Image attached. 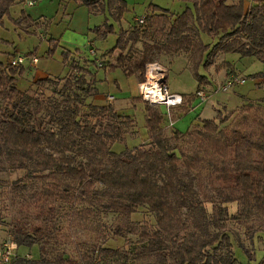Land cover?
Masks as SVG:
<instances>
[{
  "label": "trees",
  "instance_id": "obj_1",
  "mask_svg": "<svg viewBox=\"0 0 264 264\" xmlns=\"http://www.w3.org/2000/svg\"><path fill=\"white\" fill-rule=\"evenodd\" d=\"M26 1L0 0V25L12 6ZM77 1L90 13L108 9L118 19L127 8L125 0ZM182 1L192 3L193 8L173 14L153 4L144 24L121 30L114 47L105 53L120 52L108 68H121L127 76L136 75L143 81L147 65L155 62V51L170 54L189 49L198 53L194 68L205 58L204 53L207 66L227 52L264 62V0H251L250 7L246 0ZM23 22L33 28L41 26L24 11L15 20L17 26ZM111 26L96 27V32L105 37ZM202 33L218 36V41L206 44ZM139 42L141 48L136 47ZM13 57L0 60V171L23 169L25 178L44 180L47 184L40 192L51 201L35 203L48 228L34 224L29 232L19 227L14 236L19 245L40 244V259H19L12 264H238L232 239L220 227L229 214L224 204L233 201L241 207L233 219L264 215V115L252 110L253 103L242 105L241 115L233 123H227L229 118L217 110L215 118L203 119L186 131L194 143L188 152L179 150L165 134L160 108L147 103L149 142L117 152L114 143L125 141L136 120L110 103L87 101L97 92L86 76L90 74L87 67L76 66L66 53L64 62L71 65L67 77H38L22 90L18 77L25 69L12 65ZM93 63L98 68L95 59ZM76 68L82 71L78 75L73 73ZM196 76L200 89H205L206 77ZM258 77L254 75L257 83ZM45 85L53 87L49 95L42 88ZM256 105L264 110L260 103ZM80 195L126 217L138 206L148 207L158 228L144 229L139 245L132 250L83 247L86 250L79 262L62 254L46 256L50 230H54L49 225L56 227L54 202L76 200ZM214 198L221 204H214L210 212L207 204L214 203ZM68 209L71 220L86 211L72 203Z\"/></svg>",
  "mask_w": 264,
  "mask_h": 264
},
{
  "label": "rangeland",
  "instance_id": "obj_2",
  "mask_svg": "<svg viewBox=\"0 0 264 264\" xmlns=\"http://www.w3.org/2000/svg\"><path fill=\"white\" fill-rule=\"evenodd\" d=\"M125 1L127 8L120 19L112 16L108 9L97 14L90 13L87 6L80 4L77 0H43L32 7L18 3L12 6L10 15L5 16L3 24L0 25V60L7 62L8 57L13 54L14 57L17 55L25 57L24 73L18 77V86L22 90L30 88L37 74H45L53 79L67 77L71 65L69 61L64 62L66 53L70 61L74 59L76 66L89 68L90 74L86 76L94 80L91 81L95 82L97 92L87 101L96 104H106L112 101L116 108L136 120L135 126L128 130L125 141L114 143L113 149L117 152L149 142L148 131L145 127L147 102L140 96L136 76H127L118 67L108 68L111 63H116L119 50L111 54L105 53L114 47L117 34L121 30L130 31L136 24H144L139 23L138 20L145 16L151 5L155 4L169 9L173 14L183 12L188 6L193 8L192 3L182 0ZM70 2H73L76 8L73 9L71 5L66 11L70 17H66L64 16L65 5L69 7ZM245 2L246 6L250 7L252 1L246 0ZM82 9H87L88 12H84V15L80 14L79 11ZM23 11L41 22V26L33 28V25L26 22L17 26L15 20L21 16ZM42 12L44 15H41ZM106 25H112V31L105 37L99 36L96 27ZM72 30L83 35L82 44L67 45L64 43L69 31ZM202 39L204 43L212 46L218 41V36L202 33ZM91 42H95L97 59L104 64L100 69L96 68L93 63L95 57L89 54ZM136 47L141 48L142 43L139 42ZM197 55V52L189 49V51L181 50L170 54L155 51L154 56L155 62L166 71L165 80L169 90L186 97L184 105L168 109L167 113L165 106L159 107L163 110L162 125L165 134L179 150L186 152L194 147V143L185 132L192 129L195 120L199 118L201 120L215 118L217 110H221L223 115L229 118L227 123H233L240 117L243 110L242 105L248 102L254 104L252 110L262 112L264 115V110L256 105L258 102L264 107V62L253 56L227 52L219 54L214 59L215 63L207 66L205 64L207 54L204 53L205 58L194 68V61L199 59ZM32 56H37L39 59L36 66L31 65ZM89 60L92 63H88ZM81 72L80 68L73 70L76 75ZM196 73L205 76L208 80V84L203 86L208 92L205 103L197 100L192 102L196 98V92L202 88L199 87ZM256 74L260 75L258 83L254 78ZM229 79H245V83L235 81L234 86L226 91L222 90L221 85ZM60 82L63 83L64 79H60ZM42 88L46 95H49L53 89L50 85ZM171 117L182 119L186 124L185 131L179 129ZM26 174L27 171L23 169L0 171V245L6 241L15 240L14 236L19 227L29 232L33 230L34 224H42L43 230L48 228V221L43 220V214H37V211H41L35 204L37 200L42 204L51 201L40 192L47 182L40 178H25ZM73 195L76 193L73 192ZM79 197L75 198L76 200L54 202L56 227L53 228L52 223L49 225L50 229L54 230H50L52 238L46 245V256L53 257L62 254L65 259L79 262L81 253L86 250L83 247L90 248L96 245L132 250L139 245L144 229L158 228L156 216L148 207L138 206L131 217H126L104 210L92 197L85 198L82 195ZM214 200V203L207 204L210 212L214 204H221L219 198H214ZM71 203L77 209H86L84 216L71 220L69 209L67 210ZM224 205L228 207L229 214L220 230L230 235L238 264H264V215L253 213L243 220H236L232 216L239 213L241 209L239 203L233 201ZM43 209L47 211L48 207L43 206ZM212 230L218 229L212 228ZM19 255L21 259H40V244L20 245Z\"/></svg>",
  "mask_w": 264,
  "mask_h": 264
},
{
  "label": "built area",
  "instance_id": "obj_3",
  "mask_svg": "<svg viewBox=\"0 0 264 264\" xmlns=\"http://www.w3.org/2000/svg\"><path fill=\"white\" fill-rule=\"evenodd\" d=\"M37 0H27L26 3L30 6L34 5ZM140 23H144V17L139 19ZM89 54L95 57L98 67H102L103 63L96 57L97 51L95 49V42L89 45ZM25 57L17 55L12 58V65H23ZM39 62L37 56L31 57V65L36 66ZM165 69H163L157 62L149 63L145 70L144 80L139 83L140 96L144 101L151 105L158 107L165 106L166 109L177 108L184 105L186 97L180 93H174L169 90L165 80ZM235 81L245 83V79L234 80L229 79L226 83L221 85V89L226 91L236 83ZM208 92L205 89H200L196 92V98L200 103H205ZM20 245L15 241H6L0 245V264H12L22 257L19 255Z\"/></svg>",
  "mask_w": 264,
  "mask_h": 264
},
{
  "label": "crops",
  "instance_id": "obj_4",
  "mask_svg": "<svg viewBox=\"0 0 264 264\" xmlns=\"http://www.w3.org/2000/svg\"><path fill=\"white\" fill-rule=\"evenodd\" d=\"M41 2H43V0H38V2L35 4V5H32V6H36L37 4H40ZM22 3H24L25 4V6H29V7H32V6H30V5H28L26 2H22ZM71 5L73 6V9H75L76 8V5L73 3V2H70L69 3V7H68V5H65V9H64V12H65V14H64V16H66V17H70V15H69V13H66V11L68 10V9H70V7H71ZM60 7H62L61 5H60ZM79 9V8H78ZM77 9V10H78ZM80 12V14H85L84 12H88L87 11V9H82V10H80L79 11ZM83 12V13H82ZM77 13V12H76ZM41 15H44L43 14V12L41 13ZM76 18V14H75V17H74V19ZM73 19V20H74ZM66 33H68V32H66ZM66 33L64 34L65 36H66ZM67 37V40H64V43L65 44H67V45H76V44H82L83 43V35H81L80 33H78V32H76L75 30H72V31H69V34L66 36ZM11 57H13V56H9L8 58L10 59ZM87 69H89V68H87ZM98 69H100V68H98ZM121 69V68H120ZM106 70V69H105ZM122 70V69H121ZM43 75V76H42ZM45 77V76H47V75H45V74H37V76L35 77V78H38V77ZM89 76V75H88ZM134 76H136V75H134ZM136 78H137V80H138V83H140L141 82V80L136 76ZM88 79L89 80H92L90 77H88ZM92 81H94V80H92ZM94 87L96 88V90L95 91H97V86L95 85V82H94ZM217 89V88H216ZM215 89V90H216ZM96 94V93H95ZM109 96H111V95H109ZM108 96V97H109ZM185 96V95H184ZM107 97V98H108ZM195 101V99L192 101V102H194ZM110 104H112L113 106H114V108L116 109V110H118V111H120V112H122L120 109H118V108H116L115 107V105L112 103V101H110L109 102ZM93 104H96V103H93ZM106 104H108V103H106ZM98 105H102V104H98ZM161 111H162V113H163V110L162 109H160ZM166 111V113L168 112V110L166 109L165 110ZM123 113V112H122ZM198 117H200V116H198ZM171 119L172 120H175L174 122L176 123L175 125L179 128V129H181L182 131H185V129H186V124L182 121V119H173L172 117H171ZM201 121V119L199 118L198 120H195V122H194V124L192 125V126H195L196 124H198L199 122Z\"/></svg>",
  "mask_w": 264,
  "mask_h": 264
}]
</instances>
